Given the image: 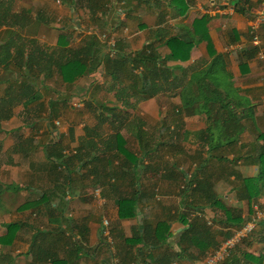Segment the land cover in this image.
Segmentation results:
<instances>
[{
	"label": "crops",
	"instance_id": "crops-1",
	"mask_svg": "<svg viewBox=\"0 0 264 264\" xmlns=\"http://www.w3.org/2000/svg\"><path fill=\"white\" fill-rule=\"evenodd\" d=\"M32 1L38 8L27 6L34 18L20 35L34 39L27 47L42 51L41 64L90 41L93 55L88 56L91 70L67 82L53 63L50 74L30 75L26 68L0 73V96L11 79L16 85L26 80L38 94L36 100L14 104L2 121L0 144L8 154L0 162V264H158L163 246L152 247L154 236L175 251L183 248L177 264H201L215 248L213 240L219 244L231 228L220 222L225 215L217 207L187 208L183 175L212 182L220 201L246 217L247 202L238 199L227 161L236 159L243 176L260 170L243 159L259 149L256 127L264 131V0H96L93 17L88 0H76L74 10L63 0ZM230 2L234 12L227 11ZM254 33L258 44L252 42ZM168 36L192 43L186 57H168ZM149 42L175 68L174 75L222 56V87L252 104V120L236 142L223 140L210 155L200 135L204 117L174 115L179 88L144 99L130 91L117 93L119 83L104 57L133 54ZM122 101L137 103L124 108ZM208 194L197 191L193 198ZM132 196L136 215L120 218L118 200ZM256 202L264 204V193ZM181 215L200 223L194 227L199 234H189L182 244ZM104 219L108 235L102 232ZM10 222L19 226L6 237ZM144 227L146 243L137 241ZM220 264H264V220Z\"/></svg>",
	"mask_w": 264,
	"mask_h": 264
},
{
	"label": "trees",
	"instance_id": "trees-1",
	"mask_svg": "<svg viewBox=\"0 0 264 264\" xmlns=\"http://www.w3.org/2000/svg\"><path fill=\"white\" fill-rule=\"evenodd\" d=\"M63 1L72 10L75 9L74 4L76 0ZM88 1L90 2L88 6L89 13L93 17L96 14L98 6L95 5L96 0ZM15 2L16 0H0V73L1 71H9L12 69L21 71L26 68V71L30 75L41 72V70H45L50 74L49 69L53 63L61 80L67 82L91 70L92 59L88 56L93 55V41L77 49L68 50L67 55L62 54L61 56L60 53L59 59L54 62L50 61L51 57L45 58L41 64L40 60L42 58L39 53H42V51L37 48L31 49L27 47L28 44L31 47L34 39L28 40L26 37L20 35L21 31L32 23L34 16L30 9H15ZM240 2L241 0H236V4ZM196 22L194 21V23ZM165 43L169 47L170 54L168 57L170 58L182 59L186 57L192 46L189 40L174 36H168L165 39ZM60 46L58 40L57 47H59V50ZM209 48V52L211 53V47L209 46ZM88 60L90 61V65ZM103 62L109 70L112 79L116 83H119L117 93L120 96L130 91V94H139L137 99H144L158 92H167L179 88L180 103L174 115L180 118L181 116L196 114L204 117L206 126L200 131V135L204 141V146L207 145L206 151L212 156L223 140L227 144L236 142L239 134L245 129L247 120L249 118L250 121L252 120V117H250L252 104L245 97L233 96V89H225L222 87L220 73L224 70V67L222 64V56L219 54H215L205 67L190 71L186 68H179L180 73L178 75H174L173 70L175 68L168 66L165 63V58L162 59L158 55L153 42L146 43L143 47L134 51L133 54H123L121 57L113 59L104 57ZM25 73L22 74L25 76ZM123 78L129 80V83L123 85ZM7 83L6 87L3 88V95L0 96V131L2 130V121L10 117L14 104L25 98L26 101L28 98L30 99L28 102L38 98L37 92L33 91V85L31 86L26 80H22L18 85H16L14 79L9 80ZM23 104L26 105L27 103L23 101ZM122 104L124 108H127L130 105L134 106L136 103L122 101ZM176 129L173 126L171 132L175 133ZM255 131V138L260 142L259 149L253 155L244 157L243 162L258 164L260 167L258 174L254 176H243L235 168L236 159L227 161L230 162L227 169L236 177L235 186L238 199L247 202L248 210L246 217L242 216V210L220 201L217 194L211 188L212 182L210 183L206 179H199L197 176L196 178L187 179L183 175L184 179L181 189L184 193L183 201L187 205V208L200 209L205 205L219 208L225 215L224 219H220V222L231 228L227 231L228 235L248 218L252 204L264 193V131L259 130L257 127ZM115 137L117 141L123 140L118 134ZM169 137L171 139V134ZM2 188V184L0 183V189ZM197 191H203L205 194L209 192V194L205 197L199 196L193 198V194ZM136 203L137 197L120 198L118 200V216L120 218L135 216ZM179 220L186 224L180 236V244L183 243L189 234H199V231L194 228L200 224L196 222V219L187 221L186 216L181 215L179 216ZM203 225L205 226V230L210 232V225H206L205 223ZM18 226L15 222L6 223V237L9 235L12 237L11 234L15 233ZM148 235L149 231L144 227L142 238H138L137 241L140 242L142 240L146 243L149 241ZM2 240L0 238V241ZM151 241L150 244L152 247L159 248L163 246L158 264H171L181 257L183 248L175 251L170 244L165 245L156 236ZM211 245L216 247L218 244L216 240H213Z\"/></svg>",
	"mask_w": 264,
	"mask_h": 264
},
{
	"label": "built area",
	"instance_id": "built-area-1",
	"mask_svg": "<svg viewBox=\"0 0 264 264\" xmlns=\"http://www.w3.org/2000/svg\"><path fill=\"white\" fill-rule=\"evenodd\" d=\"M226 8L228 12H234V6L231 2L228 3V6ZM252 42L254 44L259 43L258 34L256 33L253 34ZM108 45L113 46V41L109 40ZM258 56L260 58L263 57L262 51L258 52ZM263 220H264V204L260 202H256L252 204L251 212L248 214V218L240 226L233 229L229 235L224 237L221 240V242L205 257V259L201 264L222 263L226 258H228L231 255L234 248L244 239H246L256 229L257 225ZM103 223H104V228L102 232L108 235L109 234V230L107 228L108 221L104 219ZM171 264H177V263L172 262Z\"/></svg>",
	"mask_w": 264,
	"mask_h": 264
},
{
	"label": "rangeland",
	"instance_id": "rangeland-1",
	"mask_svg": "<svg viewBox=\"0 0 264 264\" xmlns=\"http://www.w3.org/2000/svg\"><path fill=\"white\" fill-rule=\"evenodd\" d=\"M53 1V3H58L57 2V0H52ZM60 2L59 3H61L62 2V0H59ZM37 5H39V4H34L33 3V1L32 0H16V2H15V4H14V7H15V9H24V8H27V6H31L32 8H34V9H37L38 7H37ZM74 22V20L72 19V23ZM111 40V39H110ZM108 42H109V40H107ZM107 42V43H108ZM111 44V43H110ZM112 45V44H111ZM111 45H108V46H110V47H112ZM158 93H160V92H158ZM158 93H156V94H158ZM74 102H72V104H73ZM76 103V102H75ZM137 103V102H136ZM74 105V104H73ZM75 107H77V105L75 106ZM129 108H132V107H129ZM56 122V124H58V120L57 121H55ZM7 154H8V152H6V153H4V151L2 150V147L0 148V162H3V161H5L6 160V158H7Z\"/></svg>",
	"mask_w": 264,
	"mask_h": 264
}]
</instances>
